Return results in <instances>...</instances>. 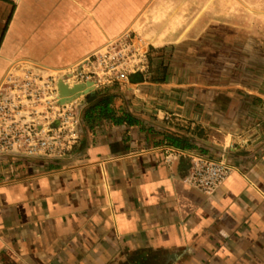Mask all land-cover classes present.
I'll return each instance as SVG.
<instances>
[{
  "label": "crops",
  "instance_id": "0c3cea01",
  "mask_svg": "<svg viewBox=\"0 0 264 264\" xmlns=\"http://www.w3.org/2000/svg\"><path fill=\"white\" fill-rule=\"evenodd\" d=\"M189 4L0 0V92L31 69L89 72L93 54L126 38L143 77L161 64L165 81L97 84L71 106L81 132L67 152L0 157V264H264V88L223 108L191 99L215 90L163 56L206 30ZM107 93L109 116L91 109ZM196 154L234 165L211 195L185 180Z\"/></svg>",
  "mask_w": 264,
  "mask_h": 264
},
{
  "label": "rangeland",
  "instance_id": "374dc122",
  "mask_svg": "<svg viewBox=\"0 0 264 264\" xmlns=\"http://www.w3.org/2000/svg\"><path fill=\"white\" fill-rule=\"evenodd\" d=\"M189 5L190 20L194 22L201 14L207 24L206 30L198 37L168 48L163 56L177 72L190 74L183 78L189 79L191 84L215 90L212 93H197L196 96L190 94L191 99H205L221 108L236 105L245 99L261 101V97L248 94L246 90L264 88V0H190ZM181 6L176 4V10ZM120 48L118 46L116 50ZM160 68H163L161 64L154 66L156 71L146 78L142 74L147 69L129 71L128 77L124 79L93 84L96 88L97 84L119 86L142 81L163 83L165 81L161 79ZM29 73L36 79V83L29 88L22 87L27 72L22 77H15L14 90L8 94L11 107L0 110V157L27 155V147L34 142L29 134L35 136L34 132L43 128L53 132L54 128L61 125L59 112L65 111L70 115L73 111L78 120L75 129L80 136L81 119L71 107L77 97L65 102L60 96L58 82L62 81L70 87L82 82L76 81L68 73L49 74L34 69ZM135 74H140L141 77L132 81L130 77ZM181 77L175 78L176 81L182 80ZM259 94L263 95L264 92ZM174 95L176 100L181 93ZM71 127L72 125H65L67 129L64 138L69 136Z\"/></svg>",
  "mask_w": 264,
  "mask_h": 264
},
{
  "label": "built area",
  "instance_id": "2783aa9c",
  "mask_svg": "<svg viewBox=\"0 0 264 264\" xmlns=\"http://www.w3.org/2000/svg\"><path fill=\"white\" fill-rule=\"evenodd\" d=\"M121 46L119 50H116ZM92 70L86 72L83 66L72 68L68 74L76 81L93 82V83H109L114 80L127 78L129 71H143L147 69V62L141 56L138 49L133 45L130 39H119L109 44L108 48L103 52L93 54L88 60ZM129 69V70H128ZM30 71L24 76L22 87L29 88L36 83V79L31 76ZM16 79L12 82L14 90ZM10 92H0V110L11 107L8 94ZM61 115V125L54 128V131L44 128L38 132H34L35 136L30 133V139L34 142L29 144L26 151L28 154H47L56 156L67 152L78 140L79 135L75 129L78 122L73 111L70 115L66 112H59ZM72 125L69 129V136L64 138L65 125ZM33 131V130H32ZM45 131V132H44ZM43 133V134H42ZM68 133V132H67ZM42 134V135H41ZM63 139H65L63 141ZM190 170L186 176V182L196 187L204 193L211 195L227 180L234 170V166L225 157L213 158L210 156L196 154L191 159Z\"/></svg>",
  "mask_w": 264,
  "mask_h": 264
},
{
  "label": "trees",
  "instance_id": "16d2710c",
  "mask_svg": "<svg viewBox=\"0 0 264 264\" xmlns=\"http://www.w3.org/2000/svg\"><path fill=\"white\" fill-rule=\"evenodd\" d=\"M140 77H141L140 74H135V75H131L130 79L132 81H137ZM113 97H114V95L112 93H107V94L100 95V96L96 95L91 109H94L96 107H100L102 114H104L105 116H109L111 114V109L108 108V105H109L110 101L113 100ZM127 117H128V119L126 120V122L131 123L132 120H131V118H129L130 115H128Z\"/></svg>",
  "mask_w": 264,
  "mask_h": 264
},
{
  "label": "water",
  "instance_id": "95a60500",
  "mask_svg": "<svg viewBox=\"0 0 264 264\" xmlns=\"http://www.w3.org/2000/svg\"><path fill=\"white\" fill-rule=\"evenodd\" d=\"M62 83V81H61ZM64 86H66L67 84L62 83ZM91 84V87H86L83 88V86L85 85H89ZM80 86L79 88L77 86ZM95 85L93 84V82H82V83H76L73 87H71V91L69 93L65 92L64 95H62L63 93L61 92V88H60V96H62V99L67 102V101H71L72 99L78 97L81 93L83 92H89L90 90L94 89ZM79 92V94H78ZM81 92V93H80Z\"/></svg>",
  "mask_w": 264,
  "mask_h": 264
},
{
  "label": "bare ground",
  "instance_id": "6f19581e",
  "mask_svg": "<svg viewBox=\"0 0 264 264\" xmlns=\"http://www.w3.org/2000/svg\"><path fill=\"white\" fill-rule=\"evenodd\" d=\"M58 84H59V86H60V88H61V92L63 93L62 95H64L65 94V92H67V93H69L70 91H71V87L70 86H68V85H66V86H64L62 83H61V81H59L58 82ZM78 88L80 87L79 85L77 86ZM88 88V87H91V84H89V85H84L83 86V88ZM81 93V92H80ZM78 94H79V92H78ZM82 94V93H81ZM80 94V95H81ZM75 99V98H74ZM74 99H72V100H74Z\"/></svg>",
  "mask_w": 264,
  "mask_h": 264
}]
</instances>
